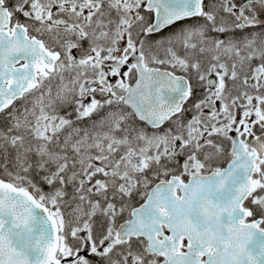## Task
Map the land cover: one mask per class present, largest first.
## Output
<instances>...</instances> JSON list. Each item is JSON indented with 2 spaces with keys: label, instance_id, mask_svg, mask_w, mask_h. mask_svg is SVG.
I'll use <instances>...</instances> for the list:
<instances>
[{
  "label": "snow or ice",
  "instance_id": "1",
  "mask_svg": "<svg viewBox=\"0 0 264 264\" xmlns=\"http://www.w3.org/2000/svg\"><path fill=\"white\" fill-rule=\"evenodd\" d=\"M0 264H264V0H0Z\"/></svg>",
  "mask_w": 264,
  "mask_h": 264
}]
</instances>
